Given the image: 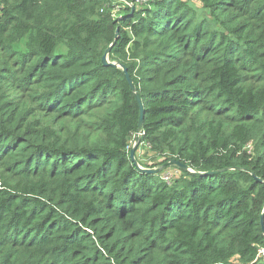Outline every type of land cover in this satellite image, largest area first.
<instances>
[{"label": "trees", "instance_id": "trees-1", "mask_svg": "<svg viewBox=\"0 0 264 264\" xmlns=\"http://www.w3.org/2000/svg\"><path fill=\"white\" fill-rule=\"evenodd\" d=\"M135 1L0 0V264H264V0Z\"/></svg>", "mask_w": 264, "mask_h": 264}, {"label": "water", "instance_id": "water-1", "mask_svg": "<svg viewBox=\"0 0 264 264\" xmlns=\"http://www.w3.org/2000/svg\"><path fill=\"white\" fill-rule=\"evenodd\" d=\"M130 5L131 9L134 10V7L132 4H128ZM118 40V29L116 30L115 32V39L114 41L112 42V44L106 49L104 55L102 56V59H101V63L102 65L104 66H111V67H114V68H120L122 71H123V74L132 90V92L134 93V96L136 98V101H137V104H138V107H139V120H138V127H137V134H136V139H135V142H134V145L133 147L130 149L129 151V158L133 164V166L145 173H150V174H157L159 173L162 169H168V168H173V167H176L180 170H183V171H189L188 167L184 164H181L175 160H169L168 162H166L165 164H163L161 167L159 168H142L137 160H136V157H135V154H136V150L138 148V146L140 145V132L142 130V124H143V107H142V103H141V99L140 97L138 96L136 90H135V87L131 81V78L129 77L128 73H127V69L123 66V65H120L118 63H112L110 61H108V54L110 53V50L111 48L113 47V45H115V43L117 42ZM209 174H212V172H210ZM262 182V181H260ZM262 232L264 233V228L262 227Z\"/></svg>", "mask_w": 264, "mask_h": 264}, {"label": "built area", "instance_id": "built-area-1", "mask_svg": "<svg viewBox=\"0 0 264 264\" xmlns=\"http://www.w3.org/2000/svg\"><path fill=\"white\" fill-rule=\"evenodd\" d=\"M148 0H136L135 4H133V7H136L138 5L145 4ZM179 176V172L175 168H168L165 171H163L161 177L162 180L168 184H170L174 179H176ZM261 254H264V249L260 251Z\"/></svg>", "mask_w": 264, "mask_h": 264}, {"label": "rangeland", "instance_id": "rangeland-1", "mask_svg": "<svg viewBox=\"0 0 264 264\" xmlns=\"http://www.w3.org/2000/svg\"><path fill=\"white\" fill-rule=\"evenodd\" d=\"M120 1H122V0H120ZM194 4V6L195 7H197V6H199L198 5V3L195 1V0H191ZM133 5V4H132ZM129 7H130V5H128ZM137 7V6H136ZM135 8V7H134ZM135 139H136V137H134L133 138V140H132V142H131V146H130V149L133 147V145H134V142H135ZM148 153V149L145 147V146H142V145H139L138 146V148H137V150H136V154H135V156H138V157H141L140 158V160H141V163L143 164V165H149L150 164V162L149 161H151L152 163H154V161H152V160H150V159H148V158H146V156H145V154H147ZM156 168H159L158 166L156 167ZM232 264H237L236 262H232Z\"/></svg>", "mask_w": 264, "mask_h": 264}]
</instances>
